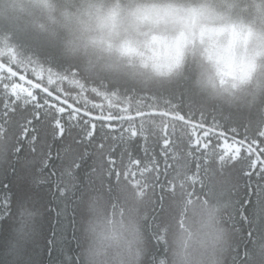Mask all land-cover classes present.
<instances>
[{"label": "trees", "instance_id": "obj_1", "mask_svg": "<svg viewBox=\"0 0 264 264\" xmlns=\"http://www.w3.org/2000/svg\"><path fill=\"white\" fill-rule=\"evenodd\" d=\"M31 1L23 5L19 0H0V49L4 48L5 37L18 35L25 45L46 47L62 58L65 67L78 66L76 79L83 90L68 91L60 99L89 114L117 118V125L112 127L119 128L117 139L109 141L118 154L115 164L107 163L103 154L97 157L93 183L83 202L78 231L81 247H66L65 257L79 256L81 264H97L91 250L92 234L83 223L95 201L91 214L95 213L98 222L106 220L110 229L107 235L111 236L119 224L126 234L130 226L138 229L143 255H138L134 264H178L176 245L180 234L183 239L188 237L202 244L207 240L214 247L213 257L204 264H264V209L245 210L247 222L240 218L241 204L250 191L254 201L264 200V192L245 186L238 177L240 165L221 160L217 155L221 149L215 147V141L204 147L205 139L199 135L198 127L215 122L242 128L245 121L241 117L264 92V56L258 52L246 56L244 73L225 84L228 80L220 76L224 61L219 45L200 40L178 57L168 56L164 61L157 58L159 66L166 62V68L157 69L137 50L120 49L99 39L90 41L96 35L91 22L84 21L86 12L79 21L70 23L60 19L58 13L51 17L42 0ZM209 1L205 0V4ZM115 5L91 4V18L121 11ZM129 6L128 9L137 8L133 3ZM28 18L35 20V33L25 25ZM238 19L248 20L245 16ZM49 37L52 39L47 41ZM74 37L80 49L73 44ZM72 53L78 56L72 57ZM53 86L49 85V90ZM50 103L63 106L55 100ZM122 118L130 119L118 120ZM92 122L99 135L100 122ZM83 130L82 125L76 126L73 135L79 137ZM12 132L18 134L19 128L14 127ZM50 136L49 132L42 133L41 148L51 141ZM52 147L61 145L53 143ZM139 149L144 150L143 155ZM21 155L22 159L30 155L27 148ZM136 157L139 163L135 162ZM4 164V139L0 136V168L4 166L7 179L12 181L11 169L18 165L11 159ZM3 195L0 192V197ZM41 225L43 235H50V220L46 217L42 224L39 205L25 203L16 214L13 229L22 241L39 239ZM249 230L251 237L247 235ZM21 231L25 233L23 239L19 237ZM122 231L114 240L121 238ZM67 239L71 240L70 232ZM39 242L43 245V236Z\"/></svg>", "mask_w": 264, "mask_h": 264}, {"label": "snow or ice", "instance_id": "obj_2", "mask_svg": "<svg viewBox=\"0 0 264 264\" xmlns=\"http://www.w3.org/2000/svg\"><path fill=\"white\" fill-rule=\"evenodd\" d=\"M234 7L242 16L264 19V0H241ZM77 69L76 65L65 67L62 58L44 46L25 45L18 35L4 38V48L0 49V136L4 139L5 164L11 159L18 167L11 169L12 181L7 179L4 166L0 168V192L4 193L0 197V264H81L79 256L65 257V248L81 247L78 231L83 202L93 183L97 157L103 154L107 163L115 164L118 154L109 141L117 139L119 128L112 127L117 125V118L102 116L100 134L96 135L94 118L88 112L81 114L79 108L66 103L61 107L50 103L55 100L60 104L61 95L83 90L76 79ZM49 85H54L51 90ZM67 85L74 87L68 89ZM241 118L245 121L242 128L215 122L200 124L199 135L205 139L206 148L215 141L221 160L240 165L238 177L247 188L264 192V92ZM80 125L83 134L73 135L72 129ZM14 127L19 128L18 134H13ZM45 132L51 133V141L41 148ZM53 143L61 147L53 149ZM25 148L30 155L22 159ZM139 151L144 154L143 149ZM135 162H140L138 157ZM252 194L250 191L241 204L240 218L245 222V210L264 209V200H252ZM25 203L39 205L42 224L46 217L50 220V235H43L41 225L39 239L22 241L16 237L13 225ZM247 235L251 237V230ZM42 236L43 245L39 242Z\"/></svg>", "mask_w": 264, "mask_h": 264}, {"label": "rangeland", "instance_id": "obj_3", "mask_svg": "<svg viewBox=\"0 0 264 264\" xmlns=\"http://www.w3.org/2000/svg\"><path fill=\"white\" fill-rule=\"evenodd\" d=\"M42 1L51 17L58 13L60 19L65 22L75 23L86 12L87 17L84 21L91 22L93 25L91 30L95 31L92 33L96 35L91 37V34H88L91 37L90 41L99 39L116 45L120 49L137 50L143 53L157 69H161L160 66L166 68V62L160 66L157 65L159 64L157 58L164 61L169 58L168 56L178 57L189 52L194 43H198L200 40L207 44L219 45L224 61L220 76L228 80L224 82L225 84L231 83L236 80L239 74L244 73L242 66L246 56L254 55L257 52L259 56H264V28L259 25H264V19L257 15L245 16L248 18L246 21L238 19L242 15L234 7L238 4L237 0H210L209 4H205V0H127L135 4L142 2L146 6L124 9L114 14H96L92 15V18L91 4L108 5L110 2L117 3L121 0ZM123 4L127 5L125 2ZM34 21L28 18L25 25H29V30L35 33ZM77 36L80 40L79 34ZM48 39L47 41H50L52 38ZM73 39V44H76L77 49H80L77 38ZM71 56H78V54L73 56L72 53ZM93 204L95 201L88 210L89 220L87 218L83 223L85 224L84 228L92 234L91 250L93 249L94 261L97 264H134L138 255H141L140 246L142 244L138 229L135 228L137 231L133 230V227L130 226L126 234L125 228L119 224L110 236L107 235L110 230L106 225L107 222L102 219L100 229L96 232L98 237L95 242V232L91 231V226L96 225L98 218L96 221L97 216H93L95 213L91 214L95 208ZM94 221L96 222L94 223ZM121 231V238L119 236L118 241L114 240ZM24 236L25 233L21 231L19 237L23 239ZM99 241L101 245H110L112 251L109 253L102 251L99 254L96 249ZM109 242L110 244H108ZM176 247V262L178 264H204L215 253L214 247L208 244L207 240L202 244L188 237L183 239L181 234ZM115 251H118L122 256L114 255ZM132 252L133 256L128 255ZM213 263L216 264L215 261L211 262V264Z\"/></svg>", "mask_w": 264, "mask_h": 264}, {"label": "bare ground", "instance_id": "obj_4", "mask_svg": "<svg viewBox=\"0 0 264 264\" xmlns=\"http://www.w3.org/2000/svg\"><path fill=\"white\" fill-rule=\"evenodd\" d=\"M18 1V0H17ZM23 5H29L30 3H32V1L31 0H19ZM40 3H41V1H39ZM112 3H115L114 1L112 2ZM130 3L131 2H126V4L127 5H124L123 3H122V0L121 1H118L116 4L117 5H119L120 7V9L121 10H124V8L125 9H128V6L130 5ZM132 4V3H131ZM133 4H135V3H133ZM141 4H144V3H142V2H138L137 4H135V6H137V7H140V5ZM32 10H35V9H33V8H31ZM66 102V101H65ZM67 103V102H66ZM68 105H71V106H73L72 104H69V103H67ZM73 108H77V107H75V106H73ZM80 110V109H79ZM80 111H83V110H80ZM84 112V111H83ZM90 115H92V116H95V117H99V118H102V117H100V116H98V115H93V114H90ZM139 116H142V115H139ZM132 118V117H131ZM127 119H130V118H126V120ZM94 121V120H93ZM93 227L91 228L92 229V231L93 232H95V236H94V240H95V242H97V240H96V238L98 237L97 236V231H99V229H100V226H101V222H97L96 223V225H92ZM99 240V239H98ZM108 244H110V242L108 243ZM101 247V248H100ZM96 249H97V251H99V254H101L102 253V251H103V253L105 252V253H109V252H111L112 251V248H111V246L110 245H101V243H100V241H99V244L97 245V247H96ZM114 255H116V256H119V255H121L118 251L117 252H114Z\"/></svg>", "mask_w": 264, "mask_h": 264}, {"label": "water", "instance_id": "obj_5", "mask_svg": "<svg viewBox=\"0 0 264 264\" xmlns=\"http://www.w3.org/2000/svg\"><path fill=\"white\" fill-rule=\"evenodd\" d=\"M60 101H61V104L64 106L65 105V101L64 100H62V99H60ZM66 105H68L67 103H66ZM68 106H70V107H72L73 108V106H71V105H68ZM80 113L81 114H83V113H85V112H83V111H80ZM144 115H146V114H144ZM162 115H165V114H162ZM89 116H91V117H93L94 119V121H100V119L101 118H99V117H95V116H92V115H90L89 114ZM143 116V115H142ZM167 117H170V118H172L171 116H167ZM119 121H124V120H126V118H122V119H118Z\"/></svg>", "mask_w": 264, "mask_h": 264}]
</instances>
